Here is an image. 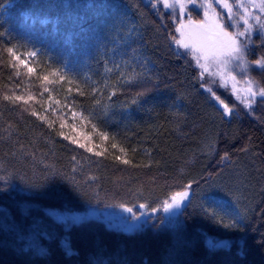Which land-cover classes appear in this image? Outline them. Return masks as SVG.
Returning a JSON list of instances; mask_svg holds the SVG:
<instances>
[{
    "label": "trees",
    "instance_id": "1",
    "mask_svg": "<svg viewBox=\"0 0 264 264\" xmlns=\"http://www.w3.org/2000/svg\"><path fill=\"white\" fill-rule=\"evenodd\" d=\"M188 17L162 0H0V264H264V32L244 49L245 105L176 43ZM66 207L157 216L127 232L48 212Z\"/></svg>",
    "mask_w": 264,
    "mask_h": 264
},
{
    "label": "rangeland",
    "instance_id": "2",
    "mask_svg": "<svg viewBox=\"0 0 264 264\" xmlns=\"http://www.w3.org/2000/svg\"><path fill=\"white\" fill-rule=\"evenodd\" d=\"M162 1L165 4V0ZM222 2H227L233 7V14L230 19L227 10L222 7ZM167 3L177 6L182 15L187 14L188 10L191 8L194 10L196 9L201 13V21H196L193 18L188 17L180 23L176 40H183L184 42L195 44L198 49H211L213 44L211 38L213 37V35L217 37H219L220 35L219 28L217 27L218 23L223 24L226 30L233 35H235L236 32L241 31L251 25L252 28L249 33H246L245 36L236 37L237 40L241 42V46H243V41H245L253 32H264V28H262L261 26L262 24H264V13L260 11L259 7L252 6L253 4L258 5L260 3V0H221V3H218L217 0H194V2L193 0H167ZM210 3L213 4V7L208 9L206 6ZM181 4H183L182 9L180 7ZM239 4H243L245 5V7H238L237 5ZM104 14L105 12L103 11H101V14L93 13V18L98 24H103L105 22V19H107V16ZM244 15H247L248 24H244L243 20L240 18ZM256 16L260 17V23H258L255 19ZM28 17L29 16L27 15L26 18ZM30 21L32 20L30 19ZM37 25H40L43 28V34L48 37L50 43L58 44L62 42L63 45H67L68 42L71 43L70 34L68 33V31L65 32L63 31L64 29H59V26L56 22H50L41 19ZM181 25H183L182 28ZM181 33H183L184 35L182 36ZM178 46L181 47L185 52H189L193 56V49L191 47L185 49L180 44H178ZM195 54L200 55V51H197ZM220 60L227 61V63H214L210 58L207 61L208 71L205 72L201 67L200 69L203 71V73L209 76H212V73H217L216 75L231 87L235 96L245 105L253 102L257 98L258 94L255 96L251 95L247 91L250 86L248 80L246 78L240 79L239 77L242 75V60L238 62L234 59H231L227 55L221 56ZM201 63H205V61L201 59ZM232 77H235V80H233ZM251 88L254 92H257L252 84ZM113 110L114 109H111V112ZM168 202L171 203V199ZM185 202L186 200L183 201L179 209L170 210V213L175 217V223L173 225H169L168 223L170 213L164 212L163 208L161 213L164 224L169 226H174L176 224L179 219L180 210ZM140 209L143 210V208ZM145 211L146 212L140 216V220L138 221L134 220L132 218V214L124 208L91 207L85 211H75L71 210V208L69 207H66L62 210H49L48 212L56 220L62 221L67 224H70L72 222L84 221L87 219H97L103 222L108 228L128 232L135 230L139 226L141 227L142 223L147 220H154V218L157 216L156 211Z\"/></svg>",
    "mask_w": 264,
    "mask_h": 264
},
{
    "label": "snow or ice",
    "instance_id": "3",
    "mask_svg": "<svg viewBox=\"0 0 264 264\" xmlns=\"http://www.w3.org/2000/svg\"><path fill=\"white\" fill-rule=\"evenodd\" d=\"M193 2H194V0H193ZM217 2L221 3V0H217ZM237 6L238 7H245V5H243V4H239ZM252 6L253 7H259L260 11L262 13H264V0H260V3L258 5L253 4ZM165 7H174V5L168 4L167 0H165ZM180 7L182 9L183 4H181ZM202 7H203V5H202ZM206 7L208 9H210L213 7V4L210 3ZM222 7L227 10V13H228L229 19H230L232 14H233L232 5H230L227 2H222ZM217 15H219V14H217ZM240 18L243 20L244 24H248L247 15L241 16ZM255 19L257 20L258 23H260V17L259 16H256ZM261 26H262V28H264V24H262ZM182 27H183V25H181V28ZM217 27L219 28L220 35H219V37L213 35V37L211 38L213 41V44H212V47L210 50L198 49L195 44H190V43L184 42L183 40L176 41V43L182 45L185 49H188L189 47H191L193 49V58L196 60L197 65L199 67H201L205 72L208 71L207 61L210 58L213 60L214 63H223V64H226L227 61H221L220 57L225 56V55H227L231 59H234L238 62L243 60L244 55H245L244 49L247 48V45L249 43V40L246 39L245 41H243V46H241V42L238 41L236 37L237 36H245L246 33H249L251 28H252L251 25H249L247 28H244L241 31L236 32L235 35H233L229 31H227L223 24L218 23ZM177 31H179V29H177ZM181 35L183 36L184 34L181 33ZM8 51L12 52L13 50L11 48H9ZM197 51H200V55L195 54ZM33 55H35V53H33ZM16 59L19 60V57L17 56ZM201 59H203L205 61V63H201ZM254 63L261 70H264V57L257 59ZM243 70L245 71V73H247L249 71L248 68H244ZM28 71L32 72L33 69L29 67ZM216 74L217 73H212V75H216ZM232 79L235 80V77H232ZM248 83L250 86L247 89V91L253 96L257 95V92H254L251 88V81H248ZM207 91L209 93H211L213 95V97L223 106V108L225 110V114H231L232 109L227 104H225L224 101L220 99V97L216 96L211 88H208ZM258 94L261 97H264V88L259 89ZM17 99H20V97H17ZM33 114L35 115V113H33ZM93 127L95 130V126H93ZM101 135L103 136V138L105 140L108 139V137L106 135H104L103 133H101ZM65 139H67V137H65ZM79 146L85 147V145H83V144H80ZM113 147H116V145H113ZM121 151H123V149H121ZM99 154L100 153H97V155H99ZM224 158L227 159L226 156ZM117 159H120V157H117ZM123 163L127 164L128 161L123 160ZM185 187L187 190L175 192L170 197L171 203H169L168 201H165L164 212L170 213V210H172V209H179L181 207L183 201L188 199V196H189L188 190H190L192 188V185L188 184ZM139 207L143 208V207H146V205L141 204V205H139ZM126 210L132 214V218L134 220H137V221L140 220V215H137L135 212H133L132 208H128ZM153 211H156V209H153ZM215 214L219 215L218 213H215ZM222 219H223V217H221V220ZM145 222H147V221H145ZM160 222L164 223V220L162 219ZM168 223H169V225H173L175 223V217L171 213H170ZM224 226L225 227H236L237 225H236L235 219H233L231 223H226ZM211 246H215V244H213ZM65 247H66V250L69 252V254H71V248L68 247L67 244L65 245Z\"/></svg>",
    "mask_w": 264,
    "mask_h": 264
}]
</instances>
